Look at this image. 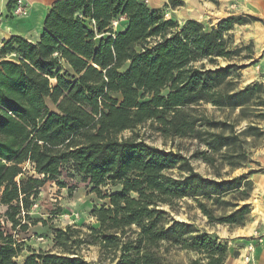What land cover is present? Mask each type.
Here are the masks:
<instances>
[{
	"label": "trees",
	"instance_id": "1",
	"mask_svg": "<svg viewBox=\"0 0 264 264\" xmlns=\"http://www.w3.org/2000/svg\"><path fill=\"white\" fill-rule=\"evenodd\" d=\"M252 21L264 23L232 15L206 29L195 19H165L144 0H55L36 41L3 40L0 264H170L176 249L193 254L188 264H228L229 241L174 213L190 200L208 224L249 220L250 176L264 169L246 146L264 136V84L238 87L252 43L231 47L225 34ZM206 104L238 113L231 122L213 118ZM147 130L194 148H159ZM64 171L100 201L90 210L95 224L52 226L51 249L32 248L25 235L46 221L33 205L46 183L66 186ZM238 239L235 256L248 241ZM89 246L95 263L82 255Z\"/></svg>",
	"mask_w": 264,
	"mask_h": 264
},
{
	"label": "crops",
	"instance_id": "2",
	"mask_svg": "<svg viewBox=\"0 0 264 264\" xmlns=\"http://www.w3.org/2000/svg\"><path fill=\"white\" fill-rule=\"evenodd\" d=\"M10 0H0V46L3 40L13 35H19L28 41L38 39L43 28L44 18L55 0H25L29 12L24 17H11L7 15ZM169 0H147L151 8L165 10L170 13L173 20L181 23L186 19H195L201 22L206 29L216 27L217 23L228 16L252 15L264 22V0H180L181 5L172 7ZM164 13V12H162ZM232 46H241L252 43L251 65L241 70L244 85L254 81L264 84V23L252 21L245 24H235L226 32ZM242 86V87H243ZM241 88V87H240ZM261 127L264 129V122ZM252 159L258 167L264 169V136L260 143L252 150ZM252 190L248 202L250 204L249 220L243 227L230 228L224 226L219 234L229 240L228 264H243L237 256L233 255L239 237L247 238L253 230L264 233V173H254L250 176ZM50 183V182H49ZM43 188V187H42ZM254 264H264V246H257L254 253Z\"/></svg>",
	"mask_w": 264,
	"mask_h": 264
},
{
	"label": "rangeland",
	"instance_id": "3",
	"mask_svg": "<svg viewBox=\"0 0 264 264\" xmlns=\"http://www.w3.org/2000/svg\"><path fill=\"white\" fill-rule=\"evenodd\" d=\"M161 12L168 13V17L166 19L171 18L170 13L165 10H161ZM172 19V18H171ZM177 22V21H176ZM178 24H181L177 22ZM116 21L113 22V26L115 27ZM230 44V43H229ZM231 47H236L232 46ZM248 50H243L242 55L248 54ZM221 65L225 64V60H218ZM250 59L242 60V63H249ZM244 85V80L240 77L238 81V87H242ZM206 111V114L213 118H224L228 119L230 122L235 118L238 113L237 110L229 111L227 109L218 110L213 108L211 105L206 104L203 106ZM247 121L242 120L237 124V128H241L245 125ZM263 123L261 122L259 125L261 126ZM146 139L150 144L157 146L159 148L164 149H172L173 151H180L185 155H189L191 150L194 148V141L187 139H163L158 134H152L148 130L146 131ZM261 139H249L247 140V150L252 155V149L256 147L260 143ZM252 158V157H251ZM254 160V159H252ZM255 161V160H254ZM194 169L205 176H212V170L203 163L202 161L192 160L191 161ZM253 167H257L256 165H251ZM27 167V165H26ZM175 174V171H173ZM222 172H224L222 170ZM242 172L241 169H236L230 173L231 176L240 174ZM31 173V172H30ZM73 174V173H72ZM62 180L66 183L64 188H59L53 182H48L44 185V187L40 190V194L33 205V214L35 216L41 217L45 219L44 224H38L37 226L40 229L33 233L32 228L29 230L25 236L27 237L26 242L29 243L32 248L38 249L41 248L43 250L51 249L50 237H51V227H64L68 224H74L78 227L82 225H94V219L90 216V210L92 206L99 205L100 201H97L96 197L93 193L87 189L82 182H80V177L73 174V177H67L65 171L63 172ZM71 192V194H70ZM188 204L190 207H186L183 204H179L178 212L174 213V217L178 220L188 221L191 220L197 227L206 230L209 233L216 234L222 240L229 241L228 239L221 237L219 234L223 232L222 227L227 225L223 224H208L206 222V218L201 215L199 210L193 207V203L188 200ZM229 227V226H228ZM234 228V227H230ZM42 236V237H40ZM41 238V239H40ZM26 252L22 253V256L25 255ZM82 255L84 258L90 262L95 263L98 259V251L95 246L84 247L82 250ZM193 257L192 253H186L180 250H173L168 255V261L170 264H188V259ZM21 259V257H19Z\"/></svg>",
	"mask_w": 264,
	"mask_h": 264
},
{
	"label": "built area",
	"instance_id": "4",
	"mask_svg": "<svg viewBox=\"0 0 264 264\" xmlns=\"http://www.w3.org/2000/svg\"><path fill=\"white\" fill-rule=\"evenodd\" d=\"M147 3V0H144ZM29 12V6L25 0H10L7 10V15L11 17H24ZM163 18L168 17V13H162ZM2 14H0V21L2 20ZM248 241L238 247L237 258L243 264H254V253L257 246H264V233L257 230H253L247 237ZM41 239V238H40Z\"/></svg>",
	"mask_w": 264,
	"mask_h": 264
}]
</instances>
